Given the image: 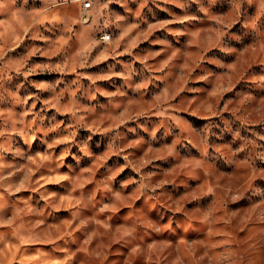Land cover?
Returning a JSON list of instances; mask_svg holds the SVG:
<instances>
[{"label": "clouds", "instance_id": "9594fccd", "mask_svg": "<svg viewBox=\"0 0 264 264\" xmlns=\"http://www.w3.org/2000/svg\"><path fill=\"white\" fill-rule=\"evenodd\" d=\"M0 264H264V0H0Z\"/></svg>", "mask_w": 264, "mask_h": 264}]
</instances>
